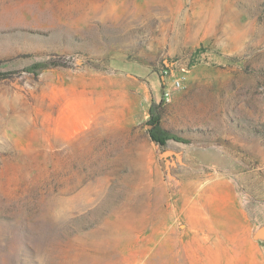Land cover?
Segmentation results:
<instances>
[{
    "label": "rangeland",
    "instance_id": "rangeland-1",
    "mask_svg": "<svg viewBox=\"0 0 264 264\" xmlns=\"http://www.w3.org/2000/svg\"><path fill=\"white\" fill-rule=\"evenodd\" d=\"M0 72V264H264V0H0Z\"/></svg>",
    "mask_w": 264,
    "mask_h": 264
},
{
    "label": "trees",
    "instance_id": "trees-1",
    "mask_svg": "<svg viewBox=\"0 0 264 264\" xmlns=\"http://www.w3.org/2000/svg\"><path fill=\"white\" fill-rule=\"evenodd\" d=\"M50 64H53V63H51V61H42L40 63H33L32 65L27 67V69H28L29 72L38 73L40 70L49 67ZM6 74L7 73H5V72L4 73L0 72V77H2V76L5 77ZM163 102H164V97L162 96L159 99V101L155 104L156 109H158L163 104ZM151 112H152V110H151ZM152 118H154V117H152ZM156 119H157V116L154 118V120H156ZM156 124H157L156 121H154L152 124H148V125L150 126L149 128H151V127H153ZM154 137H155L156 140H159V141L163 142L164 133L163 132L158 133L157 135H154Z\"/></svg>",
    "mask_w": 264,
    "mask_h": 264
},
{
    "label": "bare ground",
    "instance_id": "bare-ground-1",
    "mask_svg": "<svg viewBox=\"0 0 264 264\" xmlns=\"http://www.w3.org/2000/svg\"><path fill=\"white\" fill-rule=\"evenodd\" d=\"M212 200H218V201H221V200H224L223 199V197L222 196H220V195H216V196H214V197H212Z\"/></svg>",
    "mask_w": 264,
    "mask_h": 264
},
{
    "label": "water",
    "instance_id": "water-1",
    "mask_svg": "<svg viewBox=\"0 0 264 264\" xmlns=\"http://www.w3.org/2000/svg\"><path fill=\"white\" fill-rule=\"evenodd\" d=\"M147 127H150V126H149V125H147ZM169 153H173V151H171V150H167V151H165V152H164V154H163V155H164V156H166V155H168Z\"/></svg>",
    "mask_w": 264,
    "mask_h": 264
},
{
    "label": "built area",
    "instance_id": "built-area-1",
    "mask_svg": "<svg viewBox=\"0 0 264 264\" xmlns=\"http://www.w3.org/2000/svg\"><path fill=\"white\" fill-rule=\"evenodd\" d=\"M175 84H177V85H178V84H179V82H178V81H174V85H175ZM166 95H168V93H166ZM165 98H166V99H168V97H165Z\"/></svg>",
    "mask_w": 264,
    "mask_h": 264
}]
</instances>
